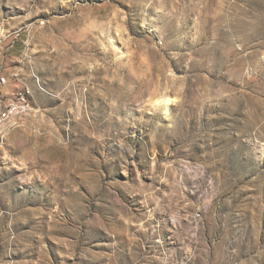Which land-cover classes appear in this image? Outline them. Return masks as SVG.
Returning <instances> with one entry per match:
<instances>
[{
    "label": "rangeland",
    "instance_id": "374dc122",
    "mask_svg": "<svg viewBox=\"0 0 264 264\" xmlns=\"http://www.w3.org/2000/svg\"><path fill=\"white\" fill-rule=\"evenodd\" d=\"M19 97L0 264H264V0H0Z\"/></svg>",
    "mask_w": 264,
    "mask_h": 264
},
{
    "label": "bare ground",
    "instance_id": "6f19581e",
    "mask_svg": "<svg viewBox=\"0 0 264 264\" xmlns=\"http://www.w3.org/2000/svg\"><path fill=\"white\" fill-rule=\"evenodd\" d=\"M169 99H165L163 101H160V103H169ZM8 111H11V116H8V112L5 111L0 114V132L1 134H4L8 128H11L13 124H15V117H21L22 116V110L16 109V103L11 104ZM24 111L25 113H28L29 111V104H24Z\"/></svg>",
    "mask_w": 264,
    "mask_h": 264
},
{
    "label": "built area",
    "instance_id": "2783aa9c",
    "mask_svg": "<svg viewBox=\"0 0 264 264\" xmlns=\"http://www.w3.org/2000/svg\"><path fill=\"white\" fill-rule=\"evenodd\" d=\"M12 103H16V109H21L22 110V117H15V119L17 121L22 119L23 116L28 115V113H25V111H24L25 97H19V98L13 99ZM1 111H7L8 112V116H11V111H8V105L4 109H2Z\"/></svg>",
    "mask_w": 264,
    "mask_h": 264
}]
</instances>
